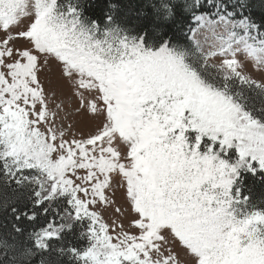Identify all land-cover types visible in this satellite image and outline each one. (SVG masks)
I'll return each mask as SVG.
<instances>
[{"label":"snow or ice","instance_id":"6c2138e0","mask_svg":"<svg viewBox=\"0 0 264 264\" xmlns=\"http://www.w3.org/2000/svg\"><path fill=\"white\" fill-rule=\"evenodd\" d=\"M252 8L0 0V264H264Z\"/></svg>","mask_w":264,"mask_h":264},{"label":"trees","instance_id":"16d2710c","mask_svg":"<svg viewBox=\"0 0 264 264\" xmlns=\"http://www.w3.org/2000/svg\"><path fill=\"white\" fill-rule=\"evenodd\" d=\"M116 2L120 4L122 13L134 16L138 9V6L141 3V0H116ZM252 3V12L256 14L253 18L256 19L257 22H259L260 15L264 14L261 9L260 0H252ZM256 107L257 110H259L261 108H264V104L257 103ZM243 192L244 195L249 196L254 203L260 205L262 202H264V181H262L259 176L252 177L251 175H245ZM30 207V205L28 206V208L21 206V210L29 211ZM49 218H52L51 214ZM11 222L12 221L10 218L6 217L4 213L0 212V231L5 230L6 226L10 227ZM39 224H44V220L42 218L39 220ZM23 226L27 231H31L33 228V225L27 221ZM79 231L80 229L77 227L72 233H65V243L71 244L76 247H83L85 245V242L77 238Z\"/></svg>","mask_w":264,"mask_h":264},{"label":"rangeland","instance_id":"374dc122","mask_svg":"<svg viewBox=\"0 0 264 264\" xmlns=\"http://www.w3.org/2000/svg\"><path fill=\"white\" fill-rule=\"evenodd\" d=\"M103 215H104V218H105L106 220H109L110 218H112V213H111V211L104 212Z\"/></svg>","mask_w":264,"mask_h":264}]
</instances>
